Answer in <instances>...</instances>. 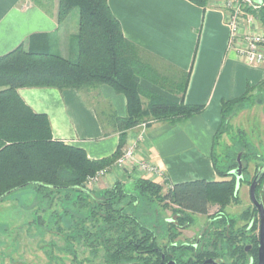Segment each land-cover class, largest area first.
I'll return each instance as SVG.
<instances>
[{
	"label": "trees",
	"instance_id": "obj_1",
	"mask_svg": "<svg viewBox=\"0 0 264 264\" xmlns=\"http://www.w3.org/2000/svg\"><path fill=\"white\" fill-rule=\"evenodd\" d=\"M188 1L207 9L213 0ZM76 10L79 26L75 59L61 56L56 51V38L51 35H34L27 47L21 45L0 58V203L16 190L29 187L50 203L62 194L74 195L73 212L63 209L69 217L63 226L65 233L60 231L66 245L77 242L92 254L103 253L107 264H204L210 259L220 264H258L257 208L252 205L238 220L230 218L226 209L240 203V189L250 187L264 167L258 166L249 179L251 164L261 157L240 130L238 151L227 156L225 167L216 160L215 146L233 129L230 123L240 112L264 105V81L248 88L240 98L222 102V124L212 152L220 181L169 185L165 192L168 181L164 177L163 184L137 179L118 182L108 190H89L87 183L103 170L110 172L123 155L128 132L143 124L188 120L201 114L204 107L171 102L142 85L147 81L183 98L190 73L177 72L126 39L108 0H59L58 21H65ZM256 16L264 27V9ZM105 85L126 97L127 115H108V124L119 134L120 141L113 156L99 161L89 159L81 148L55 140L49 117L33 111L19 95L20 89H73L87 100L88 95ZM240 164L242 178L238 181L233 173ZM262 190L264 177L257 188L261 200ZM158 206L170 210L173 218L162 220ZM214 206L219 210L210 215ZM193 215L208 218L209 237L178 245L176 240L182 230L194 224ZM160 220L167 224L165 245L159 243L156 229ZM240 221L245 224L239 226Z\"/></svg>",
	"mask_w": 264,
	"mask_h": 264
},
{
	"label": "crops",
	"instance_id": "obj_2",
	"mask_svg": "<svg viewBox=\"0 0 264 264\" xmlns=\"http://www.w3.org/2000/svg\"><path fill=\"white\" fill-rule=\"evenodd\" d=\"M108 2L126 39L177 72L190 73L183 98L147 81L142 85L171 102L203 106L204 111L188 120L154 123L142 135L138 128L128 132L127 147L137 144L139 158L153 162L162 177L113 168L96 189L108 190L118 182L137 179L163 184L166 179V192L169 185L220 181L212 152L222 124V102L259 86L264 81V65H247L228 51L229 30L221 0H213L207 9L188 0ZM58 14L59 0H0V58L21 45L27 47L34 35H51L57 41L56 51L75 59L79 19L70 21V16L60 23ZM258 28L264 31L260 22ZM19 95L33 111L49 117L55 140L85 150L93 161L116 153L119 134L108 124V115L126 117L127 100L111 87H99L87 100L73 89H20Z\"/></svg>",
	"mask_w": 264,
	"mask_h": 264
},
{
	"label": "rangeland",
	"instance_id": "obj_3",
	"mask_svg": "<svg viewBox=\"0 0 264 264\" xmlns=\"http://www.w3.org/2000/svg\"><path fill=\"white\" fill-rule=\"evenodd\" d=\"M70 18V21L78 20L79 12L74 11ZM254 94L257 95L256 92ZM261 96L264 97V93ZM230 124L233 129L228 134H224L215 146L216 160L221 167H225L227 156H232L238 151L236 145H238L239 130L245 132L248 141L255 146L261 157L249 168V179H251L254 177L256 168L264 166V105L247 107ZM151 125L147 126L146 130ZM141 126L138 127L139 130H142ZM97 185L93 184L92 186L89 182L87 189L98 191L100 189H96ZM128 188L130 189V186ZM261 195L264 202L263 190ZM239 196L240 203L232 204L226 209L228 216L237 220L253 205L249 186H242ZM66 197L68 198L66 199ZM74 199V195L69 196L66 193L50 203L47 200H41V196L29 187L15 192L1 202L0 264H107L103 253L92 254L88 248L77 242L66 245L63 226L68 224L69 217L64 215L63 209L73 212ZM158 207L162 220L163 218H173L170 210L164 209L163 206ZM218 210L217 206L211 207L210 215L216 214ZM193 216L194 224L190 228L182 230L181 236L176 240L178 245L197 243V241L204 240L203 237L208 239L209 232L206 236L209 228L208 218L201 215ZM162 220L156 229L159 233V243L165 245L167 243L165 235L167 224ZM244 224L245 222L242 221L238 223L239 226ZM60 231L64 233L62 234Z\"/></svg>",
	"mask_w": 264,
	"mask_h": 264
},
{
	"label": "built area",
	"instance_id": "obj_4",
	"mask_svg": "<svg viewBox=\"0 0 264 264\" xmlns=\"http://www.w3.org/2000/svg\"><path fill=\"white\" fill-rule=\"evenodd\" d=\"M220 9L226 13L225 23L229 30L228 51L235 53L240 61L247 65H264V31L258 28L259 20L256 16L264 9V0L260 4L255 0H221ZM141 128L142 135L147 125L143 124ZM137 147V144L127 147L111 169H138L145 175L162 177L163 174L153 162L139 158ZM109 170L99 172L90 180V185L98 184Z\"/></svg>",
	"mask_w": 264,
	"mask_h": 264
},
{
	"label": "water",
	"instance_id": "obj_5",
	"mask_svg": "<svg viewBox=\"0 0 264 264\" xmlns=\"http://www.w3.org/2000/svg\"><path fill=\"white\" fill-rule=\"evenodd\" d=\"M255 1L258 4L262 2V0H255ZM233 174L238 178V181H240V179L242 178L241 164L240 167ZM263 177H264V167L259 170V172L255 176L250 186V199L254 207H256L259 212V220H260V230H259L260 242H259V252H258L259 253L258 264H264V202L257 197V188ZM15 192H17V190ZM248 250L249 248H247V251ZM204 264H220V263L216 259H210L206 261Z\"/></svg>",
	"mask_w": 264,
	"mask_h": 264
}]
</instances>
